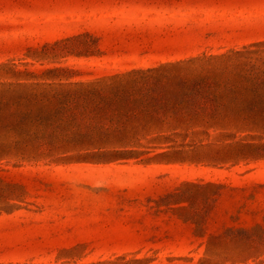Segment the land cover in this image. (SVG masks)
Wrapping results in <instances>:
<instances>
[{
    "label": "rangeland",
    "instance_id": "obj_1",
    "mask_svg": "<svg viewBox=\"0 0 264 264\" xmlns=\"http://www.w3.org/2000/svg\"><path fill=\"white\" fill-rule=\"evenodd\" d=\"M0 264H264V0H0Z\"/></svg>",
    "mask_w": 264,
    "mask_h": 264
}]
</instances>
